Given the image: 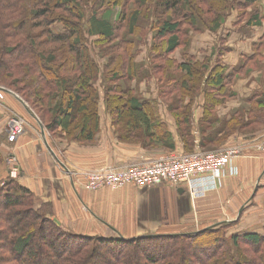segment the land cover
<instances>
[{"label":"trees","instance_id":"obj_1","mask_svg":"<svg viewBox=\"0 0 264 264\" xmlns=\"http://www.w3.org/2000/svg\"><path fill=\"white\" fill-rule=\"evenodd\" d=\"M220 1L221 7L213 0H0V83L19 93L52 135L80 144L95 142L100 132V81L120 140L173 150V134L156 101L136 97V86L120 83L154 74H161L160 93L170 101L185 146L196 144L193 105L200 94L204 115L199 146L222 143L235 131L252 132L264 125L263 91L249 96L248 106L227 119L218 117L217 107L236 96L233 79L261 57L264 43L253 56L245 57L242 68L231 70L218 58L227 48L217 50L215 60L209 55L202 62L173 56L189 45V30L199 33L206 27L217 32L235 7L241 10L237 25L247 16L243 26L262 25L261 8L247 11L260 0H233L232 5ZM149 2L154 3L153 17L147 21L150 27H143L146 32L137 39L142 7ZM114 8L119 14L113 21L103 17ZM149 35L151 60L165 64L143 73L144 66L135 62V56L137 46L149 43ZM3 181L0 264H264V237L254 233L225 237L226 224L132 239L67 231L52 214L48 216L45 203L35 206L29 188L9 175Z\"/></svg>","mask_w":264,"mask_h":264},{"label":"crops","instance_id":"obj_2","mask_svg":"<svg viewBox=\"0 0 264 264\" xmlns=\"http://www.w3.org/2000/svg\"><path fill=\"white\" fill-rule=\"evenodd\" d=\"M225 30H228L225 43L232 47L231 51L218 57L214 51L208 53L211 47L208 43L206 48L196 49L204 52L202 56L190 49L191 52L177 50L175 58L184 61L193 57L202 62L213 54L214 60L220 58L230 70L242 68L245 65L242 57L253 56L255 47L260 45L258 40L264 35V21L261 26L252 27L237 26L234 22L229 27L226 24ZM236 44L245 49L235 48L233 45ZM247 83V79L236 82L233 86L236 96L217 107L218 117L229 118L241 107L239 102H246L259 91L254 82ZM3 102L0 111V178L10 175L9 158L15 156L19 184L29 188L43 202L62 208L55 217L64 229L83 235L132 239L199 232L226 224L229 238L246 233L264 237V129L249 135L235 131L227 137L224 147H239L240 153L234 166L218 179L217 188L209 190L203 197H192L185 187L174 188L167 184L144 190L133 185L116 190L107 187L89 190L83 186V172L108 165L150 161L164 154L163 151L121 142L102 100L99 104L100 132L97 140L90 144L69 141L59 134L47 139L46 128L33 115L29 105L11 93L5 94ZM203 104L202 94L193 105V130L199 135ZM12 112L24 117L28 123L27 132L15 143L8 141L6 131ZM167 116L169 119L166 115L162 119L176 138L175 150L186 151L175 119L171 114Z\"/></svg>","mask_w":264,"mask_h":264},{"label":"built area","instance_id":"obj_3","mask_svg":"<svg viewBox=\"0 0 264 264\" xmlns=\"http://www.w3.org/2000/svg\"><path fill=\"white\" fill-rule=\"evenodd\" d=\"M6 93H11L21 99L11 89L0 86V111L3 108ZM27 130L28 123L25 118L12 112L9 115L6 128L8 141L17 142ZM196 144L197 147L194 151L174 150L161 154L150 161L108 165L85 171L82 173L83 186L89 190H98L102 187L116 190L126 185L145 189L167 184L174 188L185 187L192 197H203L209 190L216 189L218 179L234 166L240 148L226 147L214 151H204L198 143ZM262 148L264 149V145ZM16 160L15 156L9 158L11 164L9 176L13 179L18 177ZM75 174L80 177L77 172ZM2 185H4V181Z\"/></svg>","mask_w":264,"mask_h":264},{"label":"rangeland","instance_id":"obj_4","mask_svg":"<svg viewBox=\"0 0 264 264\" xmlns=\"http://www.w3.org/2000/svg\"><path fill=\"white\" fill-rule=\"evenodd\" d=\"M214 1H215V3L217 5H219V7H221L222 1H220V0H213V2ZM226 2L229 5H232L233 0H226ZM153 4L154 3H152V2L150 3L149 2L148 4H146L145 6L142 7V13L144 15H143V17H141L139 19V21H140L139 22V26L140 27L138 28V33L135 36V38H137V39L142 38L141 36L143 35L144 32H146L145 31L146 29H144L146 26L147 27L148 26L150 27V24L149 23H150V20L153 17ZM149 5H150V8L148 10V6ZM255 7L258 8V9L261 8L260 9L261 15H264V0H260V2H257L255 4V6H252V7L248 8L247 11L250 12V13H253V10H254ZM117 10H118L117 8H114L112 10H109L106 13L103 14V17L106 18V19H109L110 21H113L118 16V14H119L118 13L119 10L118 11ZM240 11L241 10L239 8L235 7V8H233L230 11V14L227 13L224 16V19H223L222 29H220L217 32L210 31L206 27H205V29L203 31H201L199 33H193L195 31L189 30L190 33L188 34V37L187 38H190V40H189L190 43H189V45L186 48H181V49H179V51L181 50V52L182 51L185 52V51H188L189 50L191 52L190 49H192V51H194L198 55L202 56L204 54V52L203 51L197 52L196 49H198V48L200 49V47L201 48L202 47L206 48L208 46L207 44L209 43V45H211V47L208 49V53H212L214 51L216 53V55H217L218 54L217 53V50H222V49L225 50V48H227L225 50V52H228L230 50V47L231 46L229 47L228 45H226V43L223 42L222 36H225V32L228 31V30L227 31L225 30L226 24H227V27H229L230 24H232L234 22L237 23L238 21H240V19H241V12ZM146 14L149 15V16H147V18H146ZM144 17H145V19H144ZM248 18H249L248 16L245 17L243 19V21L240 24H238V25H242L243 26V23L245 21H247ZM147 21H149V23ZM124 31L125 30H123V32ZM148 32L151 33L150 30ZM150 35H149V40H148L149 43L148 44H147V42H145V43H142L139 46H137L138 51H137V54L135 56V62L138 65H143L144 66L143 67V73H146V72L150 71V68H153V66L155 64L156 65H160V63H162L161 61H153V60H151L152 59V56H153V52L149 48V44L152 41V39H150ZM258 41H260L259 43H260V45H262L264 43V36L260 37ZM260 45L257 46V49L260 47ZM233 46L234 47L236 46L235 48H237V49H242V48L238 47L237 44L236 45H233ZM244 49L245 48H243L242 50H244ZM254 50H256V47H255ZM95 51L98 53L99 52V48H96ZM259 51L261 53L260 54L261 57H259L255 61L250 62V64L248 63L246 65V67L243 70H241L239 72V74H237L235 76V78L233 79V81L231 83L232 86H234L238 80H241V79L242 80H246L247 79L249 81V83H247V84H252L254 82V86L257 85L256 89L259 90L260 92L261 91L264 92V77H263V75H264V48L261 47V49ZM211 55H213V54H211ZM173 56L175 57V53L173 54ZM177 57H179V54H177ZM242 61L245 62V58L244 57H242ZM160 77H161V74H154L153 76H148L147 75V76L141 77L140 79L139 78H136L132 82H127V80H122L120 83H121V85H123V87H128V86H131V85L133 87L136 86V88H135V90L133 92L136 97H139L141 99H147V100H154V101H156V105H157V108H158V113L160 114L161 118H164L165 119L164 115H166V117L168 118L167 115L171 114L172 117L175 119V117L173 116V114L170 112L171 110L169 109V106H170L169 105V103H170L169 99L164 98V97L161 96V93H160L161 90L160 89H161V86L163 84L160 81ZM97 85H99L98 87L100 88V98H101L100 99V102H101V100L104 102V95H103V91H102V88L103 87L101 88V82L98 81L97 82ZM0 86L6 87V85H3L1 83H0ZM9 89H11V88H9ZM11 90L14 91L13 89H11ZM15 93L20 96V98L22 99V101H24L27 105H29V108L31 109V112L34 115H36V117L38 118V120L40 121V123L42 124V126H44L46 128V124L43 123V121L40 119V117L37 114V112L31 107V105L29 103H27L19 93H17V92H15ZM200 95H202V94H200ZM200 95L196 98L195 103L198 100V98L200 97ZM232 100L233 99H229L227 102H230ZM188 101H190V99L189 98H186V102H188ZM239 104H241V107H247L248 106L245 101H241V102H239ZM104 106H105V103H104ZM237 107H240V106H237ZM105 110H106L108 116L112 120V115L106 109V107H105ZM99 117H100V115H99ZM175 123L177 124V122H175ZM112 125H113V123H112ZM262 129H264V125L263 126H260V127H257L255 129H251L252 132H249V133L250 134L251 133H255V132L260 131ZM194 131L195 130H193V134L196 136V142L195 143H198L200 141V139H201L202 136H201V133L199 135V133H197V131L196 132H194ZM45 132L47 133V139L51 138V135L52 134L48 131L47 128L45 129ZM177 132L179 134V138L181 139V132L179 131V128H178V131ZM237 132L240 133L241 135H249L247 132H243V131H237ZM173 140H174V143L176 145V143H177L176 142V138L173 137ZM120 141L121 142H128V143L140 144L145 149H148V150H151V151L161 150V151H163V153H167V152H170V151H173L174 149H176V147L173 150L164 149V148H161V149L160 148H150V147H144L140 142L123 141V140H120ZM183 145H184V149L187 150V151H194V149L197 147V144L191 145V146H189L187 144H186V146H185V144H183ZM224 146H225V143L223 141L222 143H219V144L208 145L205 148H202L201 146H199V147L202 150H204V151H214V150H219L221 148H226ZM7 177H8V175L5 176V177H3V178H0V179H1V181H3ZM15 180L18 182V179H15ZM145 189H148V188H145ZM139 190H144V189H139ZM34 201H36L35 202L36 203L35 206H37V207L40 204H44L45 203V205H46V208L45 209H46V211H49L48 216L50 217L51 214H52V218H55V219H56L57 215H59V213L62 210V208H60L59 206L58 207L54 206L51 202H43L44 200H42L41 198H37L36 195H35V200ZM57 221L60 222L59 220H57ZM60 224H61V222H60ZM67 231H70V230H67ZM224 236L226 237V233L225 232H224ZM248 255H249V257L252 256V254L249 253V252H248Z\"/></svg>","mask_w":264,"mask_h":264},{"label":"water","instance_id":"obj_5","mask_svg":"<svg viewBox=\"0 0 264 264\" xmlns=\"http://www.w3.org/2000/svg\"><path fill=\"white\" fill-rule=\"evenodd\" d=\"M36 116V115H35ZM44 128V127H43ZM207 229V228H206ZM206 229H203V230H201V231H204V230H206Z\"/></svg>","mask_w":264,"mask_h":264}]
</instances>
